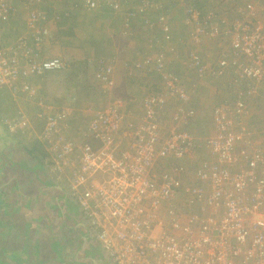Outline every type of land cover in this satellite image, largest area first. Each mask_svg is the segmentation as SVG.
I'll return each instance as SVG.
<instances>
[{
	"label": "rangeland",
	"instance_id": "obj_1",
	"mask_svg": "<svg viewBox=\"0 0 264 264\" xmlns=\"http://www.w3.org/2000/svg\"><path fill=\"white\" fill-rule=\"evenodd\" d=\"M8 1L14 13L24 12L20 0ZM85 1L81 3L85 10L81 21L53 18L57 26H62L66 44L53 48L50 55L59 53L70 69L32 79L29 98L21 90L12 89H6L0 97V126L8 136L5 146L0 143V220L9 224V251L17 252L3 260L8 264H112L102 250L99 229L71 201L70 174L78 168L79 152L66 157L64 166L60 163L54 146L61 144L58 139L62 128L42 134L46 121L37 117L42 108L56 112L67 109V117L57 125L74 124V133L67 134L66 140L76 141L75 147L105 145L87 131L82 137L86 122L96 120L98 111H109L108 120L120 121L121 127L130 132L145 128L148 121H155L158 128L173 125L177 131L180 123H190L184 131L193 135L196 148L182 161L189 167L200 156L218 162L201 143L219 137L214 116L222 107L225 118L233 123L231 131L240 136L247 150L264 148V68L258 78L244 76L241 53L229 50L232 23L255 14L243 10L249 0H195L201 3L200 11L208 9L211 18L206 22L210 32L197 37L187 17H179L194 0H120L121 10L117 12L103 0H94L98 4L91 8ZM253 2L255 11L264 7V0ZM142 4L145 9L138 12L136 7ZM133 8L132 21L129 10ZM96 9L106 12L94 13ZM98 18L112 31H101L91 24ZM126 19L127 33L122 26ZM191 54L205 65L202 73L192 65ZM222 59L223 66L219 64ZM107 66L110 71L105 70ZM171 76L186 89V101L167 93V77ZM153 96L159 100L147 102ZM17 113L26 127L8 132L4 118L14 119ZM37 137L45 154L34 151L32 157L26 149L36 147ZM131 142L123 140L120 147L124 149ZM71 205L75 209L67 208ZM56 242L60 259L54 261Z\"/></svg>",
	"mask_w": 264,
	"mask_h": 264
},
{
	"label": "built area",
	"instance_id": "obj_2",
	"mask_svg": "<svg viewBox=\"0 0 264 264\" xmlns=\"http://www.w3.org/2000/svg\"><path fill=\"white\" fill-rule=\"evenodd\" d=\"M119 1L102 2L117 12L121 10ZM40 2L21 0L23 32L10 42L0 36V86L21 90L28 98L33 93V87H28L32 79L67 67L61 57L43 56L41 43L50 27ZM97 4L85 1L90 8ZM136 8L142 12L145 6ZM134 9L129 10L132 21ZM243 10L255 14L232 23L229 50L241 53L244 76L258 78L264 68V7L255 11L249 0ZM193 13L187 20L193 25L194 37L210 32L211 27ZM13 14L9 1L0 0V19ZM128 23L126 19L122 25L126 33ZM190 57L202 73L205 65L196 55ZM219 64L223 66L225 61L219 60ZM167 79V93L186 101L188 95L180 80ZM157 99L149 97L147 102ZM221 108L214 116L219 137L201 143L218 162L200 156L189 167L182 161L194 152L195 138L173 125L158 128L155 121H148L140 129L143 134L130 132L120 121H109V111H98L96 120L86 122L82 137L87 131L105 145L75 147L76 141L66 140L76 128L74 124L57 125L67 117V109L56 112L49 107L38 113L46 121L42 134L62 128L61 144L54 146V152L58 150L63 166L66 157L79 152L78 168L70 174L71 201L99 229L102 250L112 264H151L152 260V264H264V148L247 150L240 136L231 131L233 123ZM16 116L4 118L8 132L26 127L23 117ZM123 140L132 142L122 149Z\"/></svg>",
	"mask_w": 264,
	"mask_h": 264
},
{
	"label": "crops",
	"instance_id": "obj_3",
	"mask_svg": "<svg viewBox=\"0 0 264 264\" xmlns=\"http://www.w3.org/2000/svg\"><path fill=\"white\" fill-rule=\"evenodd\" d=\"M83 1L84 0H41L39 8L43 9L47 14L48 13L50 14V19H48L49 25H50L49 27H51V25H52V27L49 30V33L43 38V42L41 43L43 56L48 55V56L52 57V55H50V53L52 52L53 48H56L59 46L61 47V46H63V44H66V42L62 39V34H63V31L61 30L62 26H57V25H59V23L58 22L56 23L53 20L52 16H55L58 13L61 15L59 21H61V18L63 19L62 21H66V22H71V21L73 22V20H80L81 21L82 17H80V16L85 13V10L83 9L84 7L81 5V3H83ZM65 2H67V3H65ZM70 4H71V6H70ZM74 4H76V6H74ZM173 4L175 5V3H173ZM62 6L66 7V10H63ZM93 12L94 13L98 12L99 14L100 13L103 14L106 11H101V9L100 10L96 9V11H93ZM86 13L89 14V12L87 10H86ZM111 14H113V13H111ZM66 15H68V17H66ZM114 15L113 16L116 18L117 15L116 14H114ZM182 15H183V12L181 11V14L179 17L182 18ZM24 18H25L24 12L23 11L20 12V10H18L16 13L9 16L8 18L0 19V36H1V38L6 39V40L8 39V40L12 41L15 38V36L19 33V31L22 30L21 32H23V30L25 28ZM101 20L102 19L98 18V22L95 21L91 24L96 26V27H100L101 31L106 29L109 32V30L111 28H109L108 25L106 26V23L102 22ZM15 26H18V27L16 28ZM54 30H57V31H54ZM111 31H112V29H111ZM56 54H57V56H61L59 53H56ZM133 57H134V59H136L137 55L136 56L133 55ZM49 250L51 251V249H49ZM59 256H60V254H58V255L55 254L54 261H56L57 259H60ZM59 262H61V261L59 260ZM46 263L47 262L45 261L44 264H46Z\"/></svg>",
	"mask_w": 264,
	"mask_h": 264
},
{
	"label": "trees",
	"instance_id": "obj_4",
	"mask_svg": "<svg viewBox=\"0 0 264 264\" xmlns=\"http://www.w3.org/2000/svg\"><path fill=\"white\" fill-rule=\"evenodd\" d=\"M190 4L192 5V7L194 8V10H195V12H196V15H197V20L199 21V22H208V20L209 19H211L210 18V13L208 12V9H206V10H203V11H200L199 9H200V7H201V3H198V1H190ZM65 14V13H64ZM48 16H47V19H50V14L48 13L47 14ZM54 15V14H53ZM60 17H61V15L60 14H56L55 16H52V18H55V20H59L60 19ZM70 69L68 66L66 67V68H64L63 70H60V71H65L66 69ZM67 69V70H68ZM53 72H55V73H60V72H58V71H53ZM53 74L52 72H46L44 75H49V74ZM43 75V76H44ZM7 88L6 87H3V86H1L0 87V97H4V91L6 90ZM7 91V90H6ZM189 125H190V123L189 124H187L186 122L185 123H180L179 125H178V129L179 128H181V129H179V130H181V131H183V130H185V128H189ZM2 129V130H1ZM11 135V134H10ZM8 136H7V134H6V129H4V128H2L1 126H0V143L2 144L1 146H5L6 145V142L8 141V138H7ZM39 143V144H38ZM13 144V143H12ZM36 147L35 146H33V147H28V149H26V153L28 154V155H30V156H32V157H34L35 156V153L36 152H34V151H37V153H39L41 156H44V154H45V152H44V149H43V147H42V145L40 144V142L39 141H36ZM6 147H9V145H7ZM6 147H4V148H6ZM39 147V148H38ZM35 149H38V150H35ZM0 154H1V149H0ZM40 191V190H39ZM71 207H73V205H71L70 207H67L68 209L69 208H71ZM73 208H75V207H73ZM9 233H10V230H9V224H6V223H4L3 221H1L0 220V264H8V262L6 263V262H4L3 260L5 259V258H7L8 256H12V255H16L17 254V252H14V254H11V253H13V252H10L9 251V249L11 250V248H12V242L11 241H9ZM54 247L55 248H57L54 252H55V254H60V245H58V243L56 242V244L54 245ZM91 247H93V246H91ZM91 249V248H90ZM90 252H94V251H92V250H89ZM96 253H98V252H96ZM100 257L103 255L102 253L100 254H98ZM104 256V255H103ZM42 261H40V263H41Z\"/></svg>",
	"mask_w": 264,
	"mask_h": 264
},
{
	"label": "clouds",
	"instance_id": "obj_5",
	"mask_svg": "<svg viewBox=\"0 0 264 264\" xmlns=\"http://www.w3.org/2000/svg\"><path fill=\"white\" fill-rule=\"evenodd\" d=\"M185 11H182L183 12V15L184 17H187V19L191 18V16L194 14L193 12H195L194 8L191 6V5H188L185 7ZM192 10V11H189V10ZM195 15H196V12H195Z\"/></svg>",
	"mask_w": 264,
	"mask_h": 264
},
{
	"label": "bare ground",
	"instance_id": "obj_6",
	"mask_svg": "<svg viewBox=\"0 0 264 264\" xmlns=\"http://www.w3.org/2000/svg\"><path fill=\"white\" fill-rule=\"evenodd\" d=\"M129 65V64H128ZM41 99V98H40ZM30 100V99H29ZM33 102V101H32ZM35 102V101H34ZM213 109V108H212ZM19 110H20V108H19ZM3 119V118H2Z\"/></svg>",
	"mask_w": 264,
	"mask_h": 264
}]
</instances>
